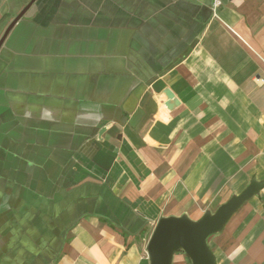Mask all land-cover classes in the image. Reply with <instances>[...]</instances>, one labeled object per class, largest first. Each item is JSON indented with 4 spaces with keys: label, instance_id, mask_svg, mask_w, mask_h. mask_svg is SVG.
Listing matches in <instances>:
<instances>
[{
    "label": "crops",
    "instance_id": "obj_1",
    "mask_svg": "<svg viewBox=\"0 0 264 264\" xmlns=\"http://www.w3.org/2000/svg\"><path fill=\"white\" fill-rule=\"evenodd\" d=\"M25 9L0 47V264H150L161 218L253 182L208 245L264 264V0H0V40Z\"/></svg>",
    "mask_w": 264,
    "mask_h": 264
},
{
    "label": "water",
    "instance_id": "obj_2",
    "mask_svg": "<svg viewBox=\"0 0 264 264\" xmlns=\"http://www.w3.org/2000/svg\"><path fill=\"white\" fill-rule=\"evenodd\" d=\"M26 9L19 14L8 28L4 37L0 40V47ZM166 94L168 107L179 104V101L170 90H167ZM261 186L260 183L253 182L243 193L233 196L228 202L221 205L216 212H207L199 221H193L187 216L161 218L147 247L150 264H172L174 254L177 251H183L192 264H217L216 256L208 245V238L221 232L232 215L244 202L257 194Z\"/></svg>",
    "mask_w": 264,
    "mask_h": 264
},
{
    "label": "rangeland",
    "instance_id": "obj_3",
    "mask_svg": "<svg viewBox=\"0 0 264 264\" xmlns=\"http://www.w3.org/2000/svg\"><path fill=\"white\" fill-rule=\"evenodd\" d=\"M176 257H180L181 261H175ZM172 264H192V263L183 251H177V253L174 254Z\"/></svg>",
    "mask_w": 264,
    "mask_h": 264
},
{
    "label": "built area",
    "instance_id": "obj_4",
    "mask_svg": "<svg viewBox=\"0 0 264 264\" xmlns=\"http://www.w3.org/2000/svg\"><path fill=\"white\" fill-rule=\"evenodd\" d=\"M222 5V0H214V7H220Z\"/></svg>",
    "mask_w": 264,
    "mask_h": 264
}]
</instances>
